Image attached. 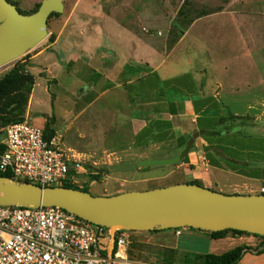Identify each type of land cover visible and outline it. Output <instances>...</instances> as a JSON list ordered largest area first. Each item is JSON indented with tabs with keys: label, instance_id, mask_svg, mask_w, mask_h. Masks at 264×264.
Wrapping results in <instances>:
<instances>
[{
	"label": "rangeland",
	"instance_id": "rangeland-1",
	"mask_svg": "<svg viewBox=\"0 0 264 264\" xmlns=\"http://www.w3.org/2000/svg\"><path fill=\"white\" fill-rule=\"evenodd\" d=\"M9 1L15 3L24 14H32L43 0ZM76 1L64 0V12L48 20V37L12 66L0 70V79L19 61L29 65V57L53 41L75 10ZM87 4L90 5V10H83L84 16L77 15L75 21H71L73 23L71 25L84 28L100 26L103 22L108 24V18L113 17L109 23L114 27L121 24V27L135 29L149 36L154 33L153 38L159 42L162 40L159 37L161 33L166 37L169 32V48L183 36V32L190 30L189 35H184L185 39L176 55L179 58L161 70V78L167 81L186 74L192 75L194 79L198 77L199 86L204 84L202 88L204 93L207 90L208 93L217 95L222 118H227L229 113H232L241 118L234 124L241 127L245 134L264 138V0H87ZM47 64L51 63L47 61ZM92 66V72L84 71L83 65L75 66L77 70L81 69V73L73 75L74 77L61 73L57 79H53L52 74L47 76V72L41 71L39 77L49 79L47 82L49 91L45 88V81L38 79L35 94L37 99L33 106L35 113L29 114L30 117L24 115V118H28L30 123L40 128H43V121L40 118H44L45 124L47 121L50 122L53 129L58 131L57 136L59 141L63 142L65 150L71 148L93 153L95 157L113 158L115 154L114 156L111 154L115 150L117 152L131 150L128 145H132L133 142V126L128 120L131 118L145 120L140 119L141 112L137 117L138 110L131 107L126 91V97L119 91L112 90L101 99H97L103 88L113 87V84L100 76L102 67L98 66L97 61H94ZM141 69L149 71L144 66H141ZM94 70L99 73L95 74ZM91 83L94 86L89 88ZM85 88L87 91L82 92ZM168 95L166 90V97ZM28 108L29 102L26 111ZM154 114L156 113L150 114L149 117L153 118ZM36 116L37 119L32 120ZM3 117L10 119L14 116L10 114L7 117L0 113V143L5 139ZM179 123L181 132L186 133V138L193 137L192 143L195 144L193 150L203 151L205 142L197 137L196 118L192 121V118L184 117ZM145 124L147 125L146 121ZM150 146L142 147V150L149 148L148 154H145L149 159L165 160L167 157H176L177 142L159 149ZM133 163L131 165L135 169L141 164L136 161ZM145 168L147 169L142 173H133L132 170L120 176L114 175L103 182L98 181L94 188L87 189L94 196L102 194L104 189L112 193L114 188L121 185L124 186L122 189L127 191H147L192 181L189 174L195 167L188 166L186 172L184 170L186 167H182L180 162L161 168L157 166ZM225 170L229 169L225 167ZM70 172V176H74L79 184L85 186L86 178L80 177L72 170ZM165 173L169 175L156 181L139 180L146 176ZM218 174L221 186L214 187V190L220 192V189L224 194H259L260 189L264 187L261 180H250L232 173ZM128 234V255L134 260L162 264H204L205 255L213 252L211 239L192 228H182L179 236L175 230L157 233L129 231ZM223 244L221 248L214 247L216 251L214 253L226 251L228 246L226 243Z\"/></svg>",
	"mask_w": 264,
	"mask_h": 264
},
{
	"label": "water",
	"instance_id": "water-1",
	"mask_svg": "<svg viewBox=\"0 0 264 264\" xmlns=\"http://www.w3.org/2000/svg\"><path fill=\"white\" fill-rule=\"evenodd\" d=\"M64 0H43L32 14H22L9 0H0V70L9 68L48 37V20L62 14ZM181 156L146 160L141 166H171ZM0 205L59 207L108 228L113 250L115 232H149L193 228L237 230L264 236V194H224L204 186L178 183L147 191L94 196L63 186L42 187L0 177Z\"/></svg>",
	"mask_w": 264,
	"mask_h": 264
},
{
	"label": "crops",
	"instance_id": "crops-1",
	"mask_svg": "<svg viewBox=\"0 0 264 264\" xmlns=\"http://www.w3.org/2000/svg\"><path fill=\"white\" fill-rule=\"evenodd\" d=\"M76 2L77 6L75 10H73L71 15L67 18L65 24L60 28L53 41L50 42V44L46 48L29 57V65L27 66V70L34 76L35 84L33 86L29 98V108L25 113L26 117H30L29 114L35 113V111L33 110V106L37 99L35 97V94L38 79H43L45 81V88L49 91V87L47 85L49 79L39 77V73L41 71L47 72V76L52 74L53 79H57V77H59L61 73H65L67 74V76H75L77 73H81V69L77 70V67L75 66L79 65L80 67V65H83L85 66L84 71L90 72L93 68L92 63L94 61H97L98 66L102 67V74L100 76L105 78L107 82L113 84V87L103 88V91L97 96V99H101V97H103L105 94H108L112 90H117L121 94H123V96L126 97V84L135 82L137 79L142 78L148 75L149 73L153 72L158 73V75L160 76V72L163 68H165L174 60H177L179 56L176 55L180 49L181 43L185 39L184 35H189L191 33L190 30L183 32V36L169 48V32H167L166 37H164V33H161V35L159 36L158 32H156L157 35L162 39L159 42L158 40H155L153 38L152 35L154 33L149 36L146 33H139L135 29L127 28L125 26L121 27V24H118V26L114 27L109 23L110 20L113 19V17L108 18V24H106L107 22H103L100 26H87L86 28L77 25L73 26L71 25L73 24L71 23V21H75V17H77V15L84 16L83 13L85 12H83V10H90V5L87 4V0H77ZM47 61H49L51 64L48 65ZM141 66H144L145 68L149 69V71H142L143 69H141ZM94 72L95 74L99 73L97 70H94ZM195 79V82L199 86L198 77H196ZM93 86V83H91V86L89 88H92ZM85 91H87L86 88L82 90V92ZM201 95L205 97H214L219 101L217 95L210 94L207 92V90L204 93L202 89ZM184 105L185 106L183 113H180L179 110H176L177 112L174 114L175 109L172 108V114L156 113L153 115V118H167L169 121L172 122L173 131L175 132L176 139L180 136H185L186 134L184 132H181L180 130V120L185 117L192 118V121H194L197 117L195 115L194 105L192 101H186ZM35 118L37 119V116L33 117L32 120H34ZM40 119L43 121L44 128V118ZM128 122H130V124L133 126V142L132 145H128L129 149H131L128 150L133 151V153H130L129 151L127 152L125 150L122 152H117V150H115L111 154L113 156L115 154V157L111 158L110 156L107 158L103 156L95 157L93 153H85L84 151L80 150L76 151V149L71 148H67L65 150L66 152L67 150L70 152H68V154L70 157H72L71 160L74 163L71 166L72 172L78 174L82 178H86V180L84 181L85 186L84 184H79V187L81 185L82 188H94L98 181L103 182L106 179L112 178L114 175L118 174V176H120L122 174H125V172L129 173L132 170L134 171L133 173H142L147 169L145 168V166L141 165H139V167L135 169L133 165H131L134 164L133 161L143 162L146 160H152L146 156L148 154L147 150L149 148H145V150H142V148H135V136L146 125L145 121L131 118L130 120H128ZM57 135L58 131H55V136L58 137ZM174 142H176V140L155 144L150 146V148L152 147L154 149H159L165 145ZM61 144L62 147H64L62 141ZM74 152H76V154ZM136 152H139V154H136ZM188 157L189 163H181V165L182 167H186L184 168L186 172L188 171V166L195 167L193 170H189L191 173L189 174V177L192 180H200L203 186L211 188L213 190L214 187L220 188L221 186V182H219L221 178L218 176V173H232L233 175L246 178L241 175H237L230 170L220 169L211 166L205 158V154L202 150L198 152H195L193 150L189 153ZM170 158L171 157H167L166 159ZM124 163H127V165H123ZM75 164H78L79 167L76 168ZM168 175L169 173H165L164 175L158 176H146L139 180L156 181L157 179L164 178ZM79 176L77 177L79 178ZM93 176H99V179L94 180ZM250 180L260 181L257 179ZM123 187L124 186L121 185L120 187L114 188L112 193H108V190L104 189L103 193L99 194L98 196H112L124 192H129L127 190L122 189ZM219 191L221 192L220 189ZM200 233H203L208 236V234L205 232L200 231ZM208 237L211 239V251L213 250V252L211 253L217 255L223 254L235 248L236 246L243 244L256 247L261 241L257 237L246 235L237 237L229 235L223 239L218 240L212 239L210 236ZM223 243L227 244L228 249L221 253H214L215 248H217V246L218 248H221ZM239 264H264V253L260 255L247 253L239 262Z\"/></svg>",
	"mask_w": 264,
	"mask_h": 264
},
{
	"label": "trees",
	"instance_id": "trees-1",
	"mask_svg": "<svg viewBox=\"0 0 264 264\" xmlns=\"http://www.w3.org/2000/svg\"><path fill=\"white\" fill-rule=\"evenodd\" d=\"M20 12L24 14L22 11ZM54 15L60 16V14L54 13L50 17ZM27 66L28 64L19 61L11 71L0 79V113L7 117L10 114L14 116L11 117L12 119L2 118L5 127L10 123L24 119L25 108L35 84V78L27 70ZM203 87L204 84L198 86L190 74L164 81L156 72L149 73L135 82L126 84L125 91L131 107L138 110L137 117L141 112L140 119L147 122V125L135 136L136 146L142 148L176 140L178 148L176 156H181V163H189L188 155L195 148V144L192 143L193 137L180 136L176 139L171 121L154 119L149 116L152 113L166 112L172 114V108L175 109L174 114L178 110L183 113L185 102L192 101L197 116V137L205 142L203 152L208 163L213 167L220 169L226 167L237 175L264 182V138H256L245 134L241 127L234 124L241 118L234 116L232 113H229L227 118H222L220 116V102L214 97L201 95ZM166 90L169 93L168 97H166ZM51 125L47 121L43 128L46 140L55 137V131ZM4 151L5 146L0 143V153ZM2 176L12 177L9 173L3 174L0 172V177ZM93 179L98 180L99 176H93ZM186 183L203 186L199 180ZM62 186L80 189L70 182H66ZM80 190L88 192L86 187ZM157 232L161 231L153 230L148 233ZM202 232L207 233L215 240L223 239L229 235L233 237L254 236L261 240L256 247L243 244L220 255L208 253L204 257V264H239L247 253L256 255L264 253V236L230 229L220 232Z\"/></svg>",
	"mask_w": 264,
	"mask_h": 264
},
{
	"label": "built area",
	"instance_id": "built-area-1",
	"mask_svg": "<svg viewBox=\"0 0 264 264\" xmlns=\"http://www.w3.org/2000/svg\"><path fill=\"white\" fill-rule=\"evenodd\" d=\"M4 134L0 172L11 174L8 178L42 187L66 182L79 187L70 176L74 163L58 137L46 140L43 128L28 118L10 123ZM260 193L264 194V188ZM181 229L175 230L177 236ZM128 232H115L111 253V237L105 226L59 207L0 205V264H162L131 259Z\"/></svg>",
	"mask_w": 264,
	"mask_h": 264
}]
</instances>
